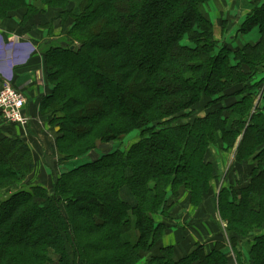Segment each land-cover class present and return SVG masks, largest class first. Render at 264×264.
I'll list each match as a JSON object with an SVG mask.
<instances>
[{"label": "trees", "instance_id": "16d2710c", "mask_svg": "<svg viewBox=\"0 0 264 264\" xmlns=\"http://www.w3.org/2000/svg\"><path fill=\"white\" fill-rule=\"evenodd\" d=\"M210 1L0 0V23L19 17L14 30L22 35L28 22L52 38L55 21L64 27L62 39L40 48L53 86L40 112L58 126L60 164L141 132L129 151L60 174L52 191L23 187L35 173L33 150L0 136V192H14L0 202V264H236L223 242L179 257L163 246L168 229L156 218H168L175 205L169 190L174 199L187 193L192 205L209 194L217 177L210 149L220 137L231 146L241 138L235 164H252L239 205L230 204L246 228L223 217L238 258L241 238L264 230V96L256 102L264 88V5L249 6L240 30L259 27L258 42L218 47ZM47 14L50 22L38 21ZM248 261L264 264V234Z\"/></svg>", "mask_w": 264, "mask_h": 264}, {"label": "rangeland", "instance_id": "374dc122", "mask_svg": "<svg viewBox=\"0 0 264 264\" xmlns=\"http://www.w3.org/2000/svg\"><path fill=\"white\" fill-rule=\"evenodd\" d=\"M14 22L15 23L13 22L0 23V26L3 27V29L7 28L8 31H10V29L14 30L16 27L15 24H18L17 20ZM41 26L42 25L39 26L37 23H34V22L32 23L28 22V25H26L23 28V35L26 34L23 37H26V39H28L29 41H32L35 44V43L40 42L39 40L40 37H38V39L35 38V40L33 38V37H36L37 33L42 34L41 37L44 35L43 39H45V36H47V39H45L41 43L40 48L45 47V45H48V44L53 45L56 42H58L59 39H62V38H56L55 34L53 38L48 37V33H49L48 29L41 27ZM61 26H60V29L57 30L58 33L60 31V34L62 33L61 32L62 28H64L63 26L61 28ZM255 29L257 30L258 27H256ZM255 29L251 33H253ZM251 33L246 34L245 38L242 37L241 35H237V37L235 35L236 37L235 39L240 38L239 42H235V43L247 42L249 40V38H247V35ZM32 34H34V36ZM232 41H230V38L228 37H224V39L222 37L218 39V47H221L224 43H228V42L231 43ZM63 47H66V46L64 45ZM7 79L10 80L9 78ZM256 92L258 93V95L260 94L259 98L256 99V102H258L257 100H259L261 96H264V88L260 87L258 91L256 90ZM262 105H264V101ZM1 127L2 128L4 127L5 130L3 131V133L0 134V136L4 135L5 137H14V134L11 135L7 133L9 125L6 123V120L0 114V129ZM53 127L56 128L58 126H53ZM55 128L53 129L50 128V133L52 135L51 139H54L56 136ZM140 140H141V132L139 130H134V131L132 130L121 142H113V143H110L109 145L107 144V149L108 148L113 149L114 146H117V148L119 147V149L121 150L129 151L134 145L139 143ZM240 140L241 138L237 140L235 145L231 146L232 141L230 143V139H224V138L222 139V137H220L217 143L212 145L210 149V156L214 163V169L216 171L217 177L213 179L209 194L205 196L204 200L200 203V205H192L189 202L190 198L188 197L187 193H182L180 196L174 199V196L172 195V191L169 190L168 192L169 200L173 201L175 205L171 207L170 209L171 212L169 210L168 218H165L163 216H156V218H157V222H163V224L168 223L166 228H168L169 230H172L170 232L175 234L176 240L178 241H177V244L171 247L174 248L175 253L179 257L188 256L198 248H202L205 251V253L208 254L211 252V250L214 248V246L218 242H223L224 244V247L222 248L223 253L229 256L231 259H235L236 264H238L237 260L242 259V258L245 259L246 264H251L250 261H248V259L250 258L251 246L254 244V240L257 237L264 234L263 228L261 230L259 229V230L253 231L252 233L247 234L246 237L248 238H241V242L239 243V246H240L239 252L241 256L240 258H238L239 256L237 257V253L232 249V246L230 244L231 243L230 237L228 233H226L227 223L223 221V217L230 220L232 222L231 226L233 227V229L241 230L242 228H246L242 225V223L238 222L239 217L236 215L235 210L231 208L230 206V204L239 205L241 196H242V194L240 193V189L246 185L247 182H246L245 176L249 173V169L251 171V168H252L251 163H247L248 165H242V167H239L235 164L236 156H237V147L240 143ZM80 146L81 148L77 149L78 151L81 150L84 145L75 146V148L80 147ZM33 154L35 157V153ZM91 154H92V158H86L85 155L82 157H78L79 160L74 161V163L71 164L70 168H66L65 166L64 167H54V171L56 170L57 172V169H58L59 173L57 175H59L60 173H65L66 171L74 169L75 167L84 165L86 164L87 161L95 160L97 156H95L94 152L92 153V151H91ZM80 158H84V159L81 160ZM38 172H41L40 169H38V171H36V173H34L33 176H31L29 179H27L24 182L23 187L25 189L29 190V187L31 186L43 184V182H41L42 176ZM241 177H244V179H242ZM49 183L45 181L44 185L46 187L42 185L41 186L44 187L46 190L52 191L53 186H51ZM12 193L14 194V192L6 193V192L1 191L0 192V202L4 200L5 198L9 197ZM222 194L226 196L227 203L223 204V202H221V206H220L219 202L223 198ZM249 201H252V200L249 199ZM259 204H260L259 199L254 201V207L256 205V207L259 208ZM189 205H192L194 207H199L196 213H194V215L192 214L193 217L198 221L195 222V224L192 226V229L189 228L192 230L190 233L186 232V228L179 226L178 224V223H183V225H185V223L187 222L188 215L186 214L185 211H187V207ZM180 211L181 213L178 214ZM254 220L257 223L258 217L256 216ZM168 221H172V224H169ZM173 222H175V224ZM196 223H199V224H196ZM221 224L223 226L222 228L220 227ZM224 225H225V228H224ZM166 232H169V231L166 230ZM243 232H248V229H245V231ZM179 243L183 244L179 247L180 249L182 250L188 249L189 251L192 250V252L184 256L180 255L179 252L177 251V246ZM162 244H164V242H162ZM158 250H159L158 248L154 249V251H158ZM149 256L148 254H145L146 259ZM146 261L147 260L144 259V260H140L138 263L144 264Z\"/></svg>", "mask_w": 264, "mask_h": 264}, {"label": "crops", "instance_id": "0c3cea01", "mask_svg": "<svg viewBox=\"0 0 264 264\" xmlns=\"http://www.w3.org/2000/svg\"><path fill=\"white\" fill-rule=\"evenodd\" d=\"M252 4L257 7H262L264 5V0L211 1L207 5V10L213 21L215 29V39L218 41V39L222 37L223 39L224 37H228L230 38V41L233 40L231 43L234 45H242L248 42H258V40L260 39L259 27L257 30L255 29L253 33L247 35V38H249L247 42L235 43L239 42L240 40V38L235 39L237 35H241L244 38L246 37V34H242L240 30L242 25L245 24L247 18H249V16L252 14V10L249 8V6ZM16 20L17 23L20 22L19 17H16L15 21ZM51 20L52 15L50 14L44 15L38 19L39 22L44 23L50 22ZM54 24L55 35H59L60 31L58 33L57 30L60 29V25L57 23V21H55ZM25 35L26 34L22 35L21 33L16 32L13 29H10V31H8L7 28L3 29V27L0 26V90L4 82H10L14 87L23 92L27 98V113L31 118L30 125L24 128L6 121V123L9 125L7 133L11 135L14 134V136H16L17 138H21L32 148V150L34 151L33 153H35L36 157L35 173L36 171H38V169H40L41 172L38 173L41 174V182H43V184H40L46 187L44 185L45 181L48 183L50 182L49 184L52 186L54 185V181L56 180L57 176L62 174L60 173L59 175H57L59 171L58 169L57 172L56 170L54 171V167L65 166L66 168H70L71 164L79 159L72 160L63 165L59 163L57 156V142L56 140H54L55 138L51 139V126L47 119L44 118L40 112L41 101L45 97L49 96L50 92L53 89V86L46 79L44 58L40 51L41 43L45 39H47V36H45V39L43 40L39 38L40 42L38 41L39 43L34 44L32 41L26 39V37H23ZM36 35V37H33L34 40L35 38L38 39V37H41L42 34L37 33ZM7 78H9L10 80H8ZM203 114H205V112L202 113V115ZM4 130V127H1L0 134L3 133ZM117 150H119V147L117 148V146H114L113 149H107V145H104L99 149H95L94 151H92V153L94 152L95 156H97L95 158V160H97L102 156L110 154ZM85 156L86 158H92L91 152ZM80 159L83 160L84 158ZM95 160L87 161L86 163H91ZM67 172L68 171H66L65 173ZM198 209L199 207L189 205L187 207V211H185L188 215L187 222L185 223V225H183V223H178L179 226L186 228V232L188 233L192 231V226L195 224V222L198 221L193 217L194 213H196ZM180 213L181 211L178 214ZM168 222L169 224H172V221ZM173 223L175 224V222ZM166 225H168V223H166ZM220 227H223L222 224L220 225ZM168 231L169 232L165 233L162 241L164 242V247L174 246L178 241L176 240L175 234L170 232L172 230L168 229ZM181 245L183 244L179 243L177 246V251L180 255L184 256L192 252V250L189 251L188 249H180L179 247Z\"/></svg>", "mask_w": 264, "mask_h": 264}, {"label": "built area", "instance_id": "2783aa9c", "mask_svg": "<svg viewBox=\"0 0 264 264\" xmlns=\"http://www.w3.org/2000/svg\"><path fill=\"white\" fill-rule=\"evenodd\" d=\"M0 114L7 122L24 128L31 123L26 96L10 82H4L0 90Z\"/></svg>", "mask_w": 264, "mask_h": 264}]
</instances>
